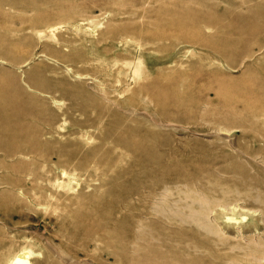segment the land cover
<instances>
[{
	"label": "rangeland",
	"instance_id": "rangeland-1",
	"mask_svg": "<svg viewBox=\"0 0 264 264\" xmlns=\"http://www.w3.org/2000/svg\"><path fill=\"white\" fill-rule=\"evenodd\" d=\"M10 243L29 264H264V0H0Z\"/></svg>",
	"mask_w": 264,
	"mask_h": 264
},
{
	"label": "bare ground",
	"instance_id": "bare-ground-1",
	"mask_svg": "<svg viewBox=\"0 0 264 264\" xmlns=\"http://www.w3.org/2000/svg\"><path fill=\"white\" fill-rule=\"evenodd\" d=\"M229 190V189H228ZM193 197V195H192ZM190 198V197H189ZM201 204H202V209H200V215H204L205 212L208 209V205H210V201L203 199L202 197L199 196V198H197ZM213 203V202H212ZM220 203V202H216L215 204ZM165 204V203H164ZM180 205V204H179ZM222 205V204H221ZM165 208V207H164ZM211 209V207H210ZM190 212V211H189ZM58 215V214H57ZM70 215V214H69ZM68 217V216H67ZM59 219V218H58ZM71 219V218H69ZM86 222V221H85ZM105 233V232H104ZM145 234V233H144ZM97 236V235H95ZM94 236V237H95ZM140 236V235H139ZM143 236V235H142ZM101 238V237H100ZM109 238V237H108ZM96 239V238H95ZM103 240V239H102ZM101 240V241H102ZM106 241V240H105ZM98 242V241H97ZM107 242V241H106ZM101 244V243H100ZM13 244L10 243L6 246H4V248H1L0 250V264H29V260L27 255L31 252L30 248L27 247H20L18 249L13 248ZM106 248V247H105ZM109 251V250H108ZM244 259L246 260L245 262L251 261V259L248 258H253L256 259L257 257H259V253H257L254 249H247L246 251H244ZM235 257V256H234ZM238 257V256H237ZM236 257V259H237ZM241 257V256H239ZM243 258V257H242ZM233 259V258H232ZM231 259V260H232ZM244 259H242L244 261ZM242 261V262H243ZM252 262V261H251ZM234 264H241L240 261L235 262V258H234Z\"/></svg>",
	"mask_w": 264,
	"mask_h": 264
}]
</instances>
